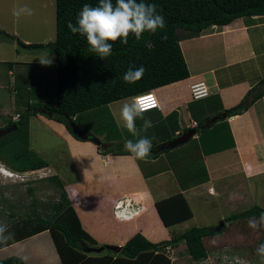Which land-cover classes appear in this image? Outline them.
Returning <instances> with one entry per match:
<instances>
[{"label": "crops", "instance_id": "crops-1", "mask_svg": "<svg viewBox=\"0 0 264 264\" xmlns=\"http://www.w3.org/2000/svg\"><path fill=\"white\" fill-rule=\"evenodd\" d=\"M179 36L189 76L153 89L159 107L144 113V118L152 123V127L147 129V133H150L147 138L151 140L152 147L163 146L168 140L184 133L185 129H194L195 134L189 140H197L199 133L211 126L210 123L204 129L203 125L196 131L198 123L237 104L264 77V15L236 18L227 25H212L197 36L187 33ZM44 52L52 55L45 50ZM51 60V65H42L35 60L0 56V68L3 69L0 78V128L7 127L9 122H16L12 118L15 114L30 109L33 102L30 103L31 96L27 94L32 92L31 89L36 88L34 93L40 100L43 93L50 91L46 90L43 76L52 66L55 73V57ZM8 62L13 64L9 65ZM194 83H203L209 93L192 98L190 86ZM48 94L49 101L44 100L39 105L54 104L55 92L53 95L51 92ZM118 101L109 104H117ZM116 104L111 105L112 109L109 110L113 120L114 112L118 115L120 112V106ZM194 114L200 115V120L194 118ZM33 120H42L66 141L67 152L72 157L71 164L76 174L72 173L71 178L64 181V189L82 229L98 244L122 246L136 232L142 233L151 242L170 238L171 232L163 225L154 204L155 200L169 194L156 190H160L158 187L162 184L157 183L156 191L148 184L149 177L159 173L151 166L160 159L166 161L165 152L155 158L144 159H137L130 152L103 153L99 150V145L88 139L75 138L64 124L40 113L29 116V129ZM115 122L118 131H121V125L117 120ZM220 123V127L223 126L228 134L227 146L208 153L198 150L200 160L211 168L207 170L205 181L202 182L208 193L212 194L216 193V182L224 183L232 175L238 179V186L230 191L226 189L225 193L228 192L229 198L245 199L252 192L244 183L257 180L264 186V95L242 113L226 117ZM142 125L143 120L140 119L136 126L141 129ZM125 138L128 139L127 136H120L123 141ZM104 143L114 144L115 148L118 147L119 140ZM29 148L33 150L30 145ZM229 151L234 153L235 158L229 156ZM41 169H47L49 173V166ZM168 171L167 169L166 172ZM1 175L6 178L4 173L1 172ZM160 182L164 183L163 180ZM197 190V186H179L175 193H182L188 201L190 194L201 195ZM117 202L127 205L125 208L129 211L128 218L115 216L113 211ZM10 256H17L27 264H61L47 230L0 248V258Z\"/></svg>", "mask_w": 264, "mask_h": 264}, {"label": "trees", "instance_id": "trees-1", "mask_svg": "<svg viewBox=\"0 0 264 264\" xmlns=\"http://www.w3.org/2000/svg\"><path fill=\"white\" fill-rule=\"evenodd\" d=\"M145 2L157 5V12L165 19V27L158 28L155 33L145 31L140 39H136L130 32L127 44H122L120 39L114 43L109 41L113 43V48L111 55L105 59L99 58L90 50L84 36L73 34L67 28L69 21L75 24L77 13L84 4L96 6L99 0H55L56 35L51 42L24 43L18 38L1 32L2 38L15 39L16 44L22 48L43 49L53 54L56 62L54 104H42L33 109H26V112L19 113L16 122L8 123L7 126L14 124L16 128L11 133L0 137L1 163L16 173L46 166L45 161L37 157L28 145L27 131L31 114L40 113L58 121L64 124L75 138L83 140L72 133L69 126V122L78 125L77 119L81 113L187 78L189 70L179 44L180 30L188 35L197 36L202 30L212 25H227L236 18L264 15V0H145ZM112 3L115 6L116 0H112ZM8 64L12 65L13 62ZM140 66L145 68L143 77L135 83L124 82V73L130 67L135 70ZM263 95L264 77L253 85L237 104L224 109L223 112L226 117L240 114ZM104 118L113 120L110 113ZM208 120L206 118L198 123L199 127L195 128L196 131ZM217 121L219 120H215L211 125ZM19 129L25 133L17 134ZM114 130L115 132L105 134L108 137L106 142L121 140L118 147L114 148V144L110 143L111 146L107 148L98 146L99 150L103 153H128L126 149L121 148L124 146V141L117 137V131ZM187 130L189 129H185L184 132ZM170 141L171 139L164 144ZM171 149L161 148L160 145L155 146L151 148L147 157L155 158L160 153ZM209 151L203 150L204 153ZM47 179L59 188L58 199L52 203L50 212L41 214L33 210L31 214H26L17 222H13L14 225L3 233L4 237L9 238H0V248L47 230L61 264H95L107 261L110 264H174L166 254L167 247L173 248L183 242L191 259L199 261L207 256L203 238L219 234L225 228V224L218 230L212 227L192 226L178 233L171 232L168 240L160 242H151L142 233L136 232L121 246L119 252L107 249L114 253V259L104 255V258L95 261L85 255V249L106 245L98 244L82 229L64 185L56 175L48 176ZM29 190V193H32L30 188ZM154 204L159 218L167 228L187 221L193 216L187 199L180 192L155 200ZM261 212H264V207L254 205L243 211L232 213L222 220L224 223L245 220L253 216L259 217ZM9 215L12 219L17 216L13 213ZM260 243H264V237L259 240ZM0 264L27 263L17 256H10L0 258Z\"/></svg>", "mask_w": 264, "mask_h": 264}, {"label": "rangeland", "instance_id": "rangeland-1", "mask_svg": "<svg viewBox=\"0 0 264 264\" xmlns=\"http://www.w3.org/2000/svg\"><path fill=\"white\" fill-rule=\"evenodd\" d=\"M24 6L32 9L33 14L13 15V9H19ZM55 13V0H0V56L8 59L39 61V57L47 54L43 49H28L29 51H27V49L17 45L15 39L2 38L1 32L18 38L24 43L51 42L56 35ZM179 34L183 36L185 33L180 31ZM25 39L30 41L26 42L24 41ZM53 57L54 55L52 54L48 58L52 59ZM190 67L192 68V65ZM48 70V74L46 73L43 76V81L46 82V90H50L49 92L53 95L55 92L56 72L54 73L53 66L52 69L50 67ZM2 73L3 69L0 68V78ZM31 91L27 94L31 96L30 103L33 102L30 109L39 107V103H43L44 100L48 102L50 99L49 92L43 93L40 100L34 93V91H37L36 88L31 89ZM207 92L209 93V91ZM4 99L7 101L6 97ZM130 99L124 98L114 104L119 105L121 109L123 103L126 101L130 102ZM114 104L81 113L77 119L79 127L82 130L94 133L93 135L102 140V143L108 138L105 134L107 132L110 134L111 131L115 132L114 129L117 131L116 135L118 138L127 136L128 139H136L123 127V122L120 121L116 112H114V118L121 125V131L117 129L115 119L104 118L109 113V110L112 109L111 105L114 106ZM193 117L200 120V115L198 114H194ZM139 121L140 118H137V125ZM220 121L215 122V124L210 126V129L204 130L203 133L200 132L197 140H189L184 145H178L174 150L165 152L164 158L166 161L160 159V161L154 162L151 166L153 170L159 172L148 179V184L153 191H162L171 195L175 193L179 186H197V191H199V194L201 193V195L190 194L188 196L193 216L187 221L169 227L168 229L172 233L181 232L192 226L215 228L223 218L232 213L243 211L254 205L264 207V186L257 180H251L248 184H243L246 188L249 186L252 192L245 199L243 197L229 198L228 192L225 193L226 189L230 191L233 187L236 188L238 186V179L232 175H229L224 183L216 182V193L212 194L208 193L206 185L202 182L205 181L207 170L211 168L205 165V161L200 160L198 150L203 152L204 149L209 151L227 146L228 134L223 126L220 127ZM19 133L23 135L25 132L19 129L17 134ZM27 134V141L33 147L32 152L45 161L46 166H49V173H47V169L16 173L0 162V228H4L5 231L14 225L13 222H17L20 217L26 214H31L33 210L41 214L50 212L52 203L58 199L59 188L54 182L47 179L48 176L56 175L58 180L64 185V181L66 182L67 179L71 178L72 173L76 174L73 171L74 166L71 164L72 157L70 158L67 152L66 141L59 136V133L52 131L42 120H33ZM140 135L150 137V133H147V131H141ZM101 147L103 148V146ZM121 148L125 149L124 146ZM229 156L235 158L232 151H229ZM2 169L6 170V173L2 172ZM167 169L169 170L168 172H166ZM1 172L5 174L6 178L1 175ZM161 180L164 183H161ZM157 183L162 184V188L158 187L160 190L156 189ZM29 188L32 193H29ZM11 213L17 215L16 218L12 219L9 215ZM255 219L259 225V217H255ZM248 220L249 218L228 221L224 223L225 228L219 234L205 236L203 242L207 250V256L202 260L195 261L191 259L183 242L176 247L169 248L168 252H165L171 259L175 258L173 259L174 264H261L255 249L259 245V240L264 237V227H258L257 230H253L248 226ZM113 254L107 249L101 252L92 251L85 253V255L90 256L95 261L99 260V258H104V255L113 257ZM95 264H110V262Z\"/></svg>", "mask_w": 264, "mask_h": 264}, {"label": "clouds", "instance_id": "clouds-1", "mask_svg": "<svg viewBox=\"0 0 264 264\" xmlns=\"http://www.w3.org/2000/svg\"><path fill=\"white\" fill-rule=\"evenodd\" d=\"M21 14L32 15L33 10L27 6L13 9V15L20 16ZM164 27L165 19L157 12V5L146 3L145 0H139V2L137 0H116L115 6L112 0H99L96 6L86 3L78 11L75 24L71 21L67 23V28L71 33L84 36L90 50L101 59L111 55L113 43L117 39H120L122 44H127L130 32L135 35L136 39H140L143 32L155 33L158 28L163 29ZM48 57L49 54L42 55L39 57V62L42 65H51L53 61ZM144 72L143 66L135 70L130 67L124 73L123 80L126 83H135L143 77ZM155 107H158L156 98L151 93H141L131 97L130 102H124L120 109L119 119L123 122V127L131 133L132 137L136 138L125 139L124 147L137 159H144L150 153L151 140L141 136L140 132H146L152 127L151 121L144 118V113ZM137 118L143 120L141 129H137ZM5 171L2 169V172ZM259 220L258 225L255 216L250 217L248 226L253 230L264 227V212L260 213ZM4 231V228H0V238H9L3 236ZM255 252L261 264H264V243H260Z\"/></svg>", "mask_w": 264, "mask_h": 264}, {"label": "water", "instance_id": "water-1", "mask_svg": "<svg viewBox=\"0 0 264 264\" xmlns=\"http://www.w3.org/2000/svg\"><path fill=\"white\" fill-rule=\"evenodd\" d=\"M226 118V114L224 112H222L221 114H218L216 116H213L212 118H210L207 122H205L203 127H207L210 123L214 122L215 120H219V119H225ZM69 126L71 128L72 133L76 134L78 138L80 139H88L92 142H94L97 145H101L105 148L109 147L110 144L109 143H102L101 140L93 135L91 132L89 131H85L82 130L78 125H76L73 122H69ZM16 128V125H10L7 126L5 128H0V137L10 133L11 131H13ZM195 134V130L194 129H189L187 131H185L184 133H182L180 136L174 138L173 140H171L169 143L161 146L163 148H174L178 145H182L185 142H187L193 135ZM224 224L223 220L220 221L219 225L216 226L215 228H213L214 230H218L221 228V226ZM103 248H106L108 250L114 251V252H119L121 250V246L118 245H106L105 247H99V248H88L85 249L86 252L89 251H95V252H99L101 251Z\"/></svg>", "mask_w": 264, "mask_h": 264}, {"label": "built area", "instance_id": "built-area-1", "mask_svg": "<svg viewBox=\"0 0 264 264\" xmlns=\"http://www.w3.org/2000/svg\"><path fill=\"white\" fill-rule=\"evenodd\" d=\"M207 91H208V88L203 83H194L190 86V94H191L192 98H199V97L206 96L208 94ZM144 93H151L156 98V101H157L158 107H159V101H158L157 96H156L153 89L149 90L147 92H144ZM135 96H137V95H135ZM158 107H155V108H158ZM12 118H13V120H17L19 118V114L18 113L15 114ZM29 172H32V171H29ZM125 206H127V205H124L120 202H117L114 205V211H113L115 216H117L119 218H128L129 217V215H128L129 211L125 208ZM166 249H169V248L167 247Z\"/></svg>", "mask_w": 264, "mask_h": 264}, {"label": "bare ground", "instance_id": "bare-ground-1", "mask_svg": "<svg viewBox=\"0 0 264 264\" xmlns=\"http://www.w3.org/2000/svg\"><path fill=\"white\" fill-rule=\"evenodd\" d=\"M27 233H28V231H27Z\"/></svg>", "mask_w": 264, "mask_h": 264}]
</instances>
